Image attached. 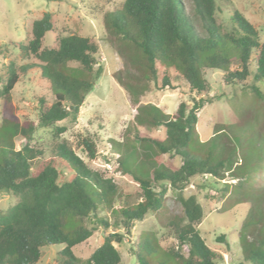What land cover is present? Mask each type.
<instances>
[{
    "label": "trees",
    "instance_id": "trees-1",
    "mask_svg": "<svg viewBox=\"0 0 264 264\" xmlns=\"http://www.w3.org/2000/svg\"><path fill=\"white\" fill-rule=\"evenodd\" d=\"M193 1L200 28L185 12L182 0H123L106 14L107 27L122 53L139 68V75L128 69L115 73L133 105L142 102L151 86L159 90L176 88L184 80L190 93V100H182L173 114L163 112L155 103L139 106L136 124L162 126L165 136L141 135L134 129L155 154L140 158L133 152L134 165L126 159L127 169L141 187V199L132 205L116 204L122 191L114 179L90 166L66 139L55 143L50 159H42L35 172L34 162L44 154L42 148L31 144L37 125L33 121L21 123L12 112L16 84L38 68L53 95L52 100L47 95L38 97L39 124L53 126L57 137L76 124L87 94L104 71L98 39L72 32L59 36L56 46L46 45L45 35L54 29V22L52 13L45 11L34 20L28 41L0 43V57H6L13 45L25 60L21 64L10 60L0 69V192L18 197L13 205L0 210V264H38L46 245H63L58 264H120L122 254L114 241L122 242L131 234L133 222L150 211L163 214L169 188L182 208L181 215L168 216L176 243L163 246L155 233L141 231L131 249L137 263L222 264V253L207 244L199 229L204 216L202 204L194 194L185 196L184 190L197 174L218 179L231 174L254 185L255 174L264 171V139L250 143L259 149L249 153L245 131L251 130L244 128L236 133L239 126L229 123L217 126L208 141L201 140L199 112L213 102L205 70H223L228 85H243L252 77L256 81L252 92L264 99V40L242 13L235 12V28L226 30L216 18V0ZM236 61L237 67L232 69ZM260 133L264 134L262 130ZM17 136L25 140L19 148ZM81 144L90 159L97 156L91 135L83 136ZM161 154L179 156L182 162L178 166L164 164L158 160ZM239 155L243 167L234 171ZM158 181L162 183L157 190L153 183ZM232 193L238 196L236 189ZM259 194L254 203L258 212L251 210L241 227L246 238V233L258 231L254 240H246L244 251L245 260L252 264H264V191ZM101 209H110L113 222L124 231L106 234L92 254L82 259L75 247L99 226H110L109 218L100 216Z\"/></svg>",
    "mask_w": 264,
    "mask_h": 264
},
{
    "label": "rangeland",
    "instance_id": "rangeland-1",
    "mask_svg": "<svg viewBox=\"0 0 264 264\" xmlns=\"http://www.w3.org/2000/svg\"><path fill=\"white\" fill-rule=\"evenodd\" d=\"M123 0H0V43L26 42L31 38L32 25L36 18L50 11L53 16L54 29L47 32L44 38L46 45L56 46L59 36L77 32L82 35L94 36L100 45L99 58L104 67L102 75L97 78L95 87L90 91L79 113L76 124L66 132L55 135L53 126L45 127L39 124L40 110L38 97L47 95L52 100L50 84L38 68L23 75L12 92L13 114L22 122L33 121L37 126L32 132L31 144L44 150L40 159L34 162L35 172L41 167V160L50 159L55 143L66 139L68 143L81 155L94 169H98L107 176H111L117 183L122 196L118 197L116 204L132 205L141 199V187L134 175L127 169L126 159L131 165L135 160L133 152L140 158L147 154H155L154 149L142 143L134 133L135 127L141 135L153 136L163 139L165 128H153L147 124H136L135 116L142 104H156L168 114H173L182 100H190L187 83L182 80L176 88L166 87L162 90L151 86V90L142 97L139 105H133L130 96L116 80L115 73L120 69H128L131 73L139 75V68L129 63L124 56L119 42L110 32L106 23L107 12L119 7ZM185 12L193 19L198 28L201 26L200 18L195 10L193 0H182ZM216 18L226 30L235 28V12L242 13L257 29L259 37L264 40V0H216ZM15 60L21 64L19 50L10 45L6 57H0V69L4 63ZM33 61L36 59L32 58ZM237 67V61L232 69ZM206 77L210 83V95L213 102L206 104L199 112L197 124L198 135L203 142L213 136L217 126L235 123L239 126L236 133L245 131L247 138L246 151L252 152L259 147L249 146L250 143H259L264 139V99H260L252 92V85L256 81L249 77L243 85H228L223 80L224 71L219 69H206ZM264 89V86H262ZM2 103L0 100V122L2 119ZM220 128V127H219ZM85 135H91L96 141L97 156L90 159L81 144ZM16 147L19 148L25 140L21 136L15 138ZM255 157V156H254ZM240 169L241 155L238 156ZM158 160L167 165L178 166L182 159L179 156L161 154ZM256 161V160H255ZM257 162V161H256ZM125 163V164H123ZM264 164V162L262 163ZM243 167V166H242ZM239 171V170H238ZM68 175L69 171L65 170ZM65 174V175H66ZM162 181L154 182L155 188L160 189ZM230 183V184H229ZM231 185L227 188V185ZM255 189H254V188ZM236 189L238 196L232 191ZM264 171L255 174L254 185L243 177L233 178L229 174L225 179H218L211 175L197 174L193 176L184 190L185 196L196 195L204 209V216L199 225L202 236L207 244L214 250L222 253V264H238L245 261L244 251L248 246L246 240H254L255 233L243 235L241 227L249 212L255 214L258 209L254 205L260 191H264ZM264 195V194H263ZM235 197H246L244 201H237ZM18 200L13 193L0 192V210H6ZM261 203L264 204V201ZM167 208L163 214L150 211L142 220L132 224L131 234L122 242L114 241L115 246L122 254L120 264H138L132 253L133 242L141 231L155 233L163 246L174 245L176 240L173 228L168 222V216L182 214V208L173 190L169 188L166 194ZM253 207V208H252ZM100 216L108 217L110 226H99L93 235L75 247V253L82 259L88 258L92 252L103 242L104 236L111 232H123L124 228L115 225L114 214L110 209L99 210ZM224 235V238H221ZM63 245H46L38 264H58L59 252Z\"/></svg>",
    "mask_w": 264,
    "mask_h": 264
}]
</instances>
